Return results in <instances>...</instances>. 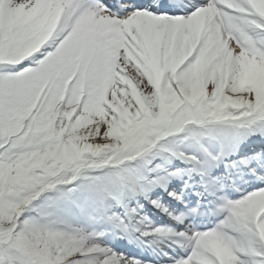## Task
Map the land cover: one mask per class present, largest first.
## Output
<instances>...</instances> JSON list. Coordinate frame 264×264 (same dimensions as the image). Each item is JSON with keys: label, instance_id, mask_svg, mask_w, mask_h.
I'll use <instances>...</instances> for the list:
<instances>
[{"label": "snow or ice", "instance_id": "snow-or-ice-1", "mask_svg": "<svg viewBox=\"0 0 264 264\" xmlns=\"http://www.w3.org/2000/svg\"><path fill=\"white\" fill-rule=\"evenodd\" d=\"M0 264H264V0H0Z\"/></svg>", "mask_w": 264, "mask_h": 264}]
</instances>
